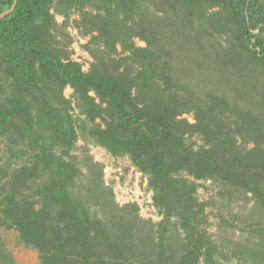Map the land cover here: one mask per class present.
Listing matches in <instances>:
<instances>
[{"label": "trees", "instance_id": "trees-1", "mask_svg": "<svg viewBox=\"0 0 264 264\" xmlns=\"http://www.w3.org/2000/svg\"><path fill=\"white\" fill-rule=\"evenodd\" d=\"M91 145L144 173L160 221L116 201ZM0 228L40 264H264V0H17Z\"/></svg>", "mask_w": 264, "mask_h": 264}, {"label": "built area", "instance_id": "built-area-1", "mask_svg": "<svg viewBox=\"0 0 264 264\" xmlns=\"http://www.w3.org/2000/svg\"><path fill=\"white\" fill-rule=\"evenodd\" d=\"M73 43L74 54L72 57L81 62L84 69L89 67L90 55L81 47L82 38ZM80 56V57H78ZM108 168V167H107ZM111 186L115 194L116 201L120 204L134 203L138 205L139 215L145 219L158 222L162 219V214L154 203L153 191L149 187L148 179L144 173L138 170L131 162L127 174L121 168L110 167ZM123 176V177H122ZM105 178V176H104ZM108 184V179L105 178Z\"/></svg>", "mask_w": 264, "mask_h": 264}, {"label": "rangeland", "instance_id": "rangeland-1", "mask_svg": "<svg viewBox=\"0 0 264 264\" xmlns=\"http://www.w3.org/2000/svg\"><path fill=\"white\" fill-rule=\"evenodd\" d=\"M59 22L63 21V17L61 15L57 16ZM72 36H74V41L79 40V35L77 30L70 27L69 28ZM82 41L85 42V39L82 38ZM79 41V43H83ZM73 43L71 45V49L73 50L72 55L74 54V46ZM141 43V42H139ZM80 57V56H78ZM66 94L69 96L72 93V89L67 87L65 90ZM190 120L193 121V117L190 116ZM91 153L94 155L96 160L102 162L104 164V176L108 179V184L111 185L110 180V167L111 168H121L124 171V174L128 173L130 160L127 157H114L109 154L104 148L96 145L90 146ZM108 167V168H107ZM123 177V176H122ZM202 196H205V193L200 191ZM0 236L5 242L6 247L12 252L18 264H40L39 257L36 250L33 248H29L24 246L18 240V233L15 230L0 228Z\"/></svg>", "mask_w": 264, "mask_h": 264}, {"label": "water", "instance_id": "water-1", "mask_svg": "<svg viewBox=\"0 0 264 264\" xmlns=\"http://www.w3.org/2000/svg\"><path fill=\"white\" fill-rule=\"evenodd\" d=\"M16 2H17V0H14V3H13V5L10 7V9H8V10H6L5 12H3V13L0 14V19H2L3 17H5L6 15L10 14V13L13 11V9H14V7H15V5H16Z\"/></svg>", "mask_w": 264, "mask_h": 264}]
</instances>
